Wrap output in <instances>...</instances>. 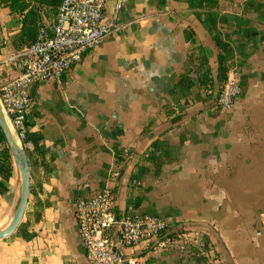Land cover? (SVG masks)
<instances>
[{
  "label": "crops",
  "instance_id": "0c3cea01",
  "mask_svg": "<svg viewBox=\"0 0 264 264\" xmlns=\"http://www.w3.org/2000/svg\"><path fill=\"white\" fill-rule=\"evenodd\" d=\"M115 4L108 0L107 14ZM206 11L224 18L217 24L223 48ZM55 16L43 13L40 24L50 27ZM0 21L7 39L0 54L15 51L21 16L0 5ZM117 26L60 81L32 87L31 192L21 230L0 239V264H89L74 204L113 173L119 217H170V234L204 231L217 264H264V0H218L215 7L200 0H124ZM219 58L243 86L231 110L210 94L171 93L187 69L194 79L209 76L219 90ZM154 141L162 143L154 149ZM125 149L129 155L118 163L117 152ZM7 185L0 229L20 199L16 166ZM155 243L122 244V251L139 264H198L178 247L158 251Z\"/></svg>",
  "mask_w": 264,
  "mask_h": 264
},
{
  "label": "built area",
  "instance_id": "2783aa9c",
  "mask_svg": "<svg viewBox=\"0 0 264 264\" xmlns=\"http://www.w3.org/2000/svg\"><path fill=\"white\" fill-rule=\"evenodd\" d=\"M115 1V7L107 14L108 0H62L52 25L40 24L35 42L0 54V96L26 149L32 144L28 125L32 87L40 81H60L86 51L102 44L118 29L124 0ZM5 44L7 39L0 36V46ZM242 90L240 76L231 71L219 90L209 89L205 94L213 95L219 107L231 110ZM124 153L128 157L129 150ZM115 177V173L111 174L104 187L74 204L77 232L89 264H139L138 257L127 256L117 248L114 231L120 232L124 245L156 239L155 250L178 247L188 255L186 248L197 245L209 255V263L220 261L215 247L204 250V231L187 228L170 234L172 218L160 214L136 212L119 217L115 210Z\"/></svg>",
  "mask_w": 264,
  "mask_h": 264
},
{
  "label": "trees",
  "instance_id": "16d2710c",
  "mask_svg": "<svg viewBox=\"0 0 264 264\" xmlns=\"http://www.w3.org/2000/svg\"><path fill=\"white\" fill-rule=\"evenodd\" d=\"M62 0H0V5L3 7H9L10 13L13 15L21 16L22 27L20 31L12 38V43L15 47L20 48L27 46L35 42L38 34L40 23H43V13L46 15L56 14ZM205 3L207 6L215 7L218 5V0H200V3ZM206 20L211 23V33L217 47L223 48L225 46V39L222 32L218 29L219 20L224 21V18L218 16L216 12L206 11ZM2 29L0 21V31ZM219 77L225 82L228 78V68L224 66L223 60L219 58ZM191 69H187L182 75L175 88L171 91L172 94L178 97L188 98L193 96L197 99H202V94L206 93L209 89H212L210 84L211 79L209 76L204 75L194 79L190 73ZM196 87V90L193 88ZM215 98V97H214ZM30 136V135H29ZM161 141H154L152 146L154 149L159 147ZM155 152V150H154ZM124 154V155H123ZM126 158L124 151L117 152V162L121 163ZM148 158H153L149 155ZM14 160L7 143L6 137L0 127V194L8 191V181L13 175ZM158 173L159 170H156ZM132 180H136V176L132 175ZM21 229L19 228V231ZM33 234L25 233L26 238L32 237ZM211 244V246H208ZM214 244L205 235L204 250L210 251L214 249ZM189 250V257L196 261L198 264H212L209 263V255L203 253L199 246L190 245L186 248Z\"/></svg>",
  "mask_w": 264,
  "mask_h": 264
},
{
  "label": "water",
  "instance_id": "95a60500",
  "mask_svg": "<svg viewBox=\"0 0 264 264\" xmlns=\"http://www.w3.org/2000/svg\"><path fill=\"white\" fill-rule=\"evenodd\" d=\"M0 127L3 130V133L6 137L7 143L10 147L14 165L18 171L20 178V199L18 205L15 209L12 219L9 223L0 229V239L11 236L16 232V230L21 225L23 217L26 212L30 192H31V171H30V161H29V152L24 146V143L18 133L17 128L15 127L10 114L8 113L2 98L0 96ZM189 227L190 224L184 225ZM120 229V226L117 227V230ZM178 229H176L177 231ZM115 245L117 248L122 251V242L121 240L114 239ZM127 264V262L125 263Z\"/></svg>",
  "mask_w": 264,
  "mask_h": 264
}]
</instances>
